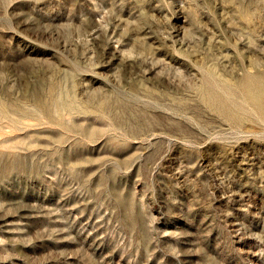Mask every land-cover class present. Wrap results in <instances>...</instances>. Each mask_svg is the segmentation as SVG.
Here are the masks:
<instances>
[{"label":"rangeland","instance_id":"rangeland-1","mask_svg":"<svg viewBox=\"0 0 264 264\" xmlns=\"http://www.w3.org/2000/svg\"><path fill=\"white\" fill-rule=\"evenodd\" d=\"M263 82L264 0H0V264H264Z\"/></svg>","mask_w":264,"mask_h":264},{"label":"bare ground","instance_id":"bare-ground-1","mask_svg":"<svg viewBox=\"0 0 264 264\" xmlns=\"http://www.w3.org/2000/svg\"><path fill=\"white\" fill-rule=\"evenodd\" d=\"M254 77H255V76H254ZM261 83H262V82H261ZM263 83H264V82H263ZM239 85H240V84H239ZM262 88H263V86H262ZM259 89H260V88H259ZM246 90H247V87H246ZM260 90H262V89H260ZM260 90H259V91H260ZM240 91H241V90H240ZM250 91H251V90H250ZM257 92H258V91H256V94H257ZM260 92H261V91H260ZM258 94H259V93H258ZM262 94H263V92H262ZM220 95H221V94H220ZM226 95H227V94H226ZM249 96H250V95H249ZM222 99H223V98H222ZM221 101H222V100H221ZM245 102H246V101H245ZM245 102H244V103H245ZM255 102L258 103L257 101H255ZM255 102H254V103H255ZM259 102H260V101H259ZM257 105H258V104H257ZM262 105H263V104H262ZM221 108H222V107H221ZM222 109H223V108H222ZM260 109H261V108H260ZM263 109H264V107H263ZM219 110H220V109H219ZM241 112H242V111H241ZM263 112H264V111H263ZM253 120H254V119H253ZM233 121H234V120H233Z\"/></svg>","mask_w":264,"mask_h":264}]
</instances>
